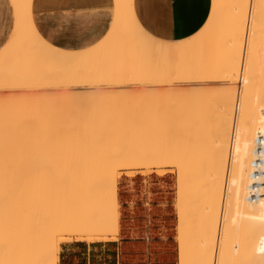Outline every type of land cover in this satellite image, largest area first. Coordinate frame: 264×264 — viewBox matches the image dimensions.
Returning <instances> with one entry per match:
<instances>
[{
  "label": "bare ground",
  "instance_id": "obj_1",
  "mask_svg": "<svg viewBox=\"0 0 264 264\" xmlns=\"http://www.w3.org/2000/svg\"><path fill=\"white\" fill-rule=\"evenodd\" d=\"M14 2V32L0 49V264H60L64 242L116 239L118 168L136 175L156 167L164 174L171 166L179 170L181 264H192L188 206L191 197L196 200L197 172L184 161L165 115L142 116L146 122L135 135L121 130L131 117L125 113L128 103L137 97L124 87L138 85L142 102L169 87L190 96L197 86L212 82L225 88L205 188L199 264H264V186L260 198L250 197L254 150L264 133V0H213L206 25L192 37L173 41L147 31L133 0H116L110 32L84 50L49 43L34 23L33 0ZM224 34L225 58L205 63ZM173 73L176 80L163 84ZM155 78L168 87L151 89L160 84ZM11 87L14 92L6 91ZM46 90L62 95L50 105L35 100ZM60 144L68 150L62 159H83L77 164L80 173L58 190L57 205L25 204V197L50 194L52 172L34 166L52 158L47 152ZM241 225L256 226L260 248L256 258L240 263L244 242L256 241L239 236Z\"/></svg>",
  "mask_w": 264,
  "mask_h": 264
},
{
  "label": "crops",
  "instance_id": "obj_2",
  "mask_svg": "<svg viewBox=\"0 0 264 264\" xmlns=\"http://www.w3.org/2000/svg\"><path fill=\"white\" fill-rule=\"evenodd\" d=\"M116 0H33V20L51 44L84 50L101 42L116 16ZM152 35L181 40L209 20L213 0H133ZM14 0H0V49L14 32ZM120 234L110 240L62 243L60 264H181L178 184L170 173L124 174L119 182Z\"/></svg>",
  "mask_w": 264,
  "mask_h": 264
},
{
  "label": "rangeland",
  "instance_id": "obj_3",
  "mask_svg": "<svg viewBox=\"0 0 264 264\" xmlns=\"http://www.w3.org/2000/svg\"><path fill=\"white\" fill-rule=\"evenodd\" d=\"M226 45H227L226 35L224 34L220 38L216 39V42L212 46V54L211 56H207V58L205 57V63L210 62V64H214V63L222 62L227 54ZM176 76L177 74L175 73L168 75V78H166L164 82L162 81L163 84L169 83L171 81L173 82V80H176ZM155 79H157L156 82L160 84H158V86L157 84L151 85V89L152 88L156 89L154 87H157L159 89L161 87L160 85H162L161 84L162 82L159 81L158 78ZM155 79H153V81H155ZM134 85L125 86L124 87L125 92L128 93V89L126 88L130 87L129 91H131V93L133 94L135 91L136 94L134 96L137 95L138 97V94L140 92L138 93V90L135 87L136 86L137 88L140 87H138V85L136 84ZM165 87L163 86V88L162 87L161 88L164 89ZM224 88L225 86L221 82L220 83L212 82L209 83V85L206 84L204 86L203 85L197 86L195 94L190 96H186L184 92L180 93L176 89L172 90L174 88H170V87L169 89L168 88L165 89V91L155 90L157 92L160 91L161 93L159 92L160 93L159 94L155 92L152 94V96L150 95L151 97L149 96L146 100L142 102L138 100L139 98L137 99V97L132 96L133 98H131V101L133 102H130V106L128 103V108L125 111L126 115L131 117L127 120V122H125L124 126L121 127V130L127 131L128 133H133L135 135V133H137L140 130V128L144 125V122H146L145 118H141L142 116H148L150 114H156V113L159 115L161 114L165 115L166 118L164 120L167 121L168 124L170 125L172 135L176 136L177 139L179 140L180 150L184 158V161L188 162L191 165L189 167L197 172L198 177H196L197 179L196 200H194L195 199L194 196L191 197L190 199L193 200V202H191L190 200V205L188 206L189 228L187 234L190 236V257L193 258L192 264L195 263L199 264L200 261L199 260L200 249H198L199 248L198 245H200V239H201L200 236L202 235L201 232H203L204 230L203 227L204 224L202 223V221H203V216L205 215V207H204L206 202L205 188L207 184L208 170L211 162L214 159V155L216 152V134H217L216 127H217L218 116L220 113V108L222 109L223 106L222 100H223ZM15 89L16 88L11 87L10 89L8 88V90L6 91L14 92ZM60 91L61 90H59V92H53V91L51 92L48 90H46L45 92L43 91L36 96L37 98L35 100L38 99L37 101H41L45 105L54 104L62 95L61 94L62 92ZM128 96H131L130 93ZM157 109L158 111L156 112ZM186 115H193V116L195 115L196 118L192 121H186V119L184 118ZM142 119H144V121ZM115 127L116 125L107 126L106 129L108 131H111ZM66 149L67 148L65 144L54 146L49 152H47V153L51 152L53 154L52 158L51 156L50 157L46 156L45 161L38 162L39 164H36L37 166H34V169H41V171H43L44 173H49L50 171L52 172V177L54 178H52L50 184H52L53 188L50 194L46 196L38 195V196L25 197L23 201L25 204L28 205L33 204L45 208L48 206H55L59 203L60 196L58 195L59 192L58 190H60V188L64 183H66L67 181L69 182L74 176H77L80 173V171L78 170L79 167L77 166H79L80 162H82L83 160V159H69L67 157L65 159H62L64 158V155L68 151V150L66 151ZM118 169H119L118 171L122 173V175L128 174V172L130 171L129 169L124 167H120ZM156 170H157L156 167H152L147 172V174L153 173ZM166 173H170V175L174 178L175 182L178 184L179 170L176 166L167 167ZM255 228H256L255 225H253L252 227L247 226L245 228H243L242 225L239 227L240 237L242 236L251 237L250 235H252L256 240L255 242L250 240L248 242H244L242 252H240L238 256L240 263L242 259L244 258L247 259L246 257H248L250 260L256 258L258 254V249L260 248V244L258 242L260 238H259V233L257 232L258 229L257 231L253 230ZM256 236L258 239L256 238ZM193 245L196 247L194 248Z\"/></svg>",
  "mask_w": 264,
  "mask_h": 264
},
{
  "label": "built area",
  "instance_id": "obj_4",
  "mask_svg": "<svg viewBox=\"0 0 264 264\" xmlns=\"http://www.w3.org/2000/svg\"><path fill=\"white\" fill-rule=\"evenodd\" d=\"M264 133L259 134L254 150V159L251 170V192L252 200L260 198L263 194L264 186Z\"/></svg>",
  "mask_w": 264,
  "mask_h": 264
}]
</instances>
